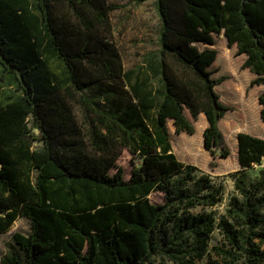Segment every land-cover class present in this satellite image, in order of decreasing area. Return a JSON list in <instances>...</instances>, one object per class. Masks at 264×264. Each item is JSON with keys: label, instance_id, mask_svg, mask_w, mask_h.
<instances>
[{"label": "trees", "instance_id": "1", "mask_svg": "<svg viewBox=\"0 0 264 264\" xmlns=\"http://www.w3.org/2000/svg\"><path fill=\"white\" fill-rule=\"evenodd\" d=\"M155 6L157 48L125 70L111 39L117 5L0 0V233L18 216L30 222L5 263L264 264V171L246 174L264 156V135L237 133L238 195L217 218L204 208L221 202L223 186L176 157L167 127L193 134L185 109L204 113L205 149L229 154L219 120L230 108L214 89L225 78L209 69L218 51L196 44L212 46L222 31L264 86V0ZM258 103L264 123V88ZM125 150L141 161L128 179L117 165ZM215 228L222 243L209 247Z\"/></svg>", "mask_w": 264, "mask_h": 264}, {"label": "rangeland", "instance_id": "2", "mask_svg": "<svg viewBox=\"0 0 264 264\" xmlns=\"http://www.w3.org/2000/svg\"><path fill=\"white\" fill-rule=\"evenodd\" d=\"M107 2L118 6L110 12L109 20L112 31L111 39L120 50L124 69L127 70L143 64L144 54L157 48L160 17L155 6L156 0H107ZM224 37L221 31L215 35V44L213 46L201 43H197L196 45L200 49L205 47L215 48L218 51V54H216V62L218 63L216 64L223 62L227 67L231 66L239 69L242 57L232 46H227ZM216 66L212 65L209 67L211 77L219 78L223 76L225 79H228L225 82L217 84L214 89L219 94L220 100L224 105L230 108L225 116L219 120V127L223 135V145L229 149V154L226 157H221L218 149L215 150L214 154L205 149L202 137L203 130L207 126V118L204 113H200L196 119H193L188 110L185 109L186 115L194 126L193 134L187 132L175 133L171 120H167V126L171 131L170 142L172 151L176 157L182 162L197 166L199 171L208 174L215 183L223 186L221 202L204 208L205 211H211L219 218L225 213L231 196L237 194L235 190V178L241 170L237 160V133L247 132L255 136H263L264 123L259 115L260 106L253 93L255 84L248 81L244 85L240 84V82L234 81L231 78V75L233 76L231 69L226 72V70L220 67L217 71ZM230 81L240 85L242 89L241 94L237 96L227 94L230 92V86H232ZM119 82L117 90L126 93L128 91L127 83L123 82V80ZM94 91L95 89H89L88 93L92 95ZM247 100L248 104H246ZM74 110L77 113V117L80 118L79 108L75 107ZM41 145L38 141L33 143L34 147H40ZM140 164L141 161L137 157H132L127 150L123 151L117 160V165L122 167L125 179L129 178L131 169ZM114 171L115 169L112 168L110 174H113ZM261 171H264V156L259 164H252L248 167L246 174L249 180L256 181ZM149 198L153 203L163 201V196L159 192H151ZM199 210L200 207H197L194 211ZM16 232L21 235H27L30 232V222L27 218L18 216L7 231L0 233V264H7L4 262L7 257L14 254L20 255L12 237ZM222 237L223 235L219 231V228H215L208 240L209 247L215 244L220 245ZM198 264H206V259L199 261Z\"/></svg>", "mask_w": 264, "mask_h": 264}, {"label": "crops", "instance_id": "3", "mask_svg": "<svg viewBox=\"0 0 264 264\" xmlns=\"http://www.w3.org/2000/svg\"><path fill=\"white\" fill-rule=\"evenodd\" d=\"M225 42H226V40H225ZM232 48H234V49L237 50V48H236L235 45H232ZM239 55L242 57V61L240 62L239 69L233 68L231 66H228L227 67V65H225V63H223V62H221V64H216V63H218V62H216V58H215L214 62L212 63V65H217L216 66L217 71L219 70L220 67H221V69L223 68L224 70H226V72H228V70L231 69V73L233 74V76L231 75V78L234 81L240 82V84H243L244 85V83L247 82V81L249 83H251L252 79L254 78V74L251 72V70L249 68H242V63H243V60H244V55H241V54H239ZM226 68H228V69H226ZM227 80L228 79H223L224 82L227 81ZM230 82H231L232 86H230V88H229V91L230 92L227 93V94H230L231 96H237L238 94H241L242 93V89H241L240 85H237L236 83H234L232 81H230ZM262 88H264V86L263 85H257V83L255 84V87L253 88V93L256 96L257 102H258V95L262 91ZM243 99H244V97H243ZM246 104H248V100H247ZM168 131H169V133L171 135V131H170L169 127H168ZM170 141H171V139H170Z\"/></svg>", "mask_w": 264, "mask_h": 264}]
</instances>
